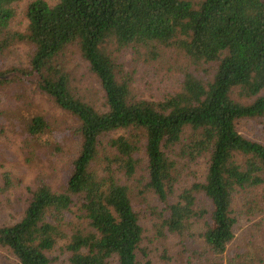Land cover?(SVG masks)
I'll return each mask as SVG.
<instances>
[{"label": "trees", "instance_id": "1", "mask_svg": "<svg viewBox=\"0 0 264 264\" xmlns=\"http://www.w3.org/2000/svg\"><path fill=\"white\" fill-rule=\"evenodd\" d=\"M18 1L0 0V54L28 43L29 67L0 76L34 75L42 91L77 117L80 148L58 191L39 180L22 217L0 226V246L13 264H51L49 252L60 241L66 258L58 264H151L140 257L143 227L130 185L140 168L146 189L162 204L154 213L157 230L183 243L204 219L207 264H224L243 219L250 225L231 264L255 263L264 252L256 234L264 207L255 192L264 188V0H32L23 32L11 27ZM68 47L98 78L104 110L71 85L62 61ZM124 50L134 56L133 69L118 60ZM137 63H159L169 73L177 65L178 87L159 100L140 97L133 88ZM15 80L21 78L0 85ZM241 119L258 121L259 138L238 132ZM51 129L40 114H29L32 139L43 142ZM176 145L182 158H204L206 166L202 181L172 198ZM237 155L245 157L242 164ZM3 179L8 186V173Z\"/></svg>", "mask_w": 264, "mask_h": 264}, {"label": "rangeland", "instance_id": "2", "mask_svg": "<svg viewBox=\"0 0 264 264\" xmlns=\"http://www.w3.org/2000/svg\"><path fill=\"white\" fill-rule=\"evenodd\" d=\"M32 0H19L15 3V16L11 22L14 30L23 32L26 29L24 10ZM54 4L57 0H45ZM198 2L199 0H192ZM32 46L25 42L13 44L4 54H0V70L25 69L29 67ZM133 57L129 51L118 54V60L126 64L128 70L133 69ZM63 64L70 74L71 85L78 94L91 103L97 110H104V92L98 78L89 70L86 61L80 57L75 47H68L62 54ZM135 71L134 91L142 98L159 100L171 92L179 83V67L169 73L164 65L159 63L145 65L137 63ZM132 65V66H131ZM171 65V64H169ZM17 72V71H14ZM15 76L21 80L0 85V226L17 222L23 214L31 192L39 180H44L53 190L58 191L71 171L73 158L80 148V137L77 132L79 121L76 116L62 109L54 99L42 91L35 82L34 75H24L19 72ZM25 79V80H23ZM244 100V99H241ZM40 114L51 126L49 138L44 135V141L39 142L27 135L26 122L31 112ZM238 132L246 138H259V123L253 119H241L236 123ZM123 132L111 133L117 136ZM180 145L173 148L176 155L169 156L175 168L174 181L170 196L176 197L193 183L202 181L205 172V159L188 162L182 158ZM245 157L236 156V162L242 164ZM8 173L10 184H4L3 174ZM144 171L140 168L131 178L134 208L140 213L144 239L141 246L145 247L140 255L151 264H207L209 257L201 237L204 219L194 222L192 235L181 243L175 235L156 228L154 213L162 210L157 195L146 189L143 181ZM260 203L264 207V188L257 191ZM201 194H198V204L204 206ZM159 213V212H158ZM241 226L231 245L223 254L224 264H231V257L238 252L234 250L240 244L241 234L250 222L240 221ZM243 230V231H242ZM264 242V226L256 230ZM60 241L49 252L51 264H58L66 258ZM232 255V256H230ZM244 259V258H242ZM12 253L0 246V264L14 263ZM244 264H250L243 260ZM234 262V261H233ZM236 264V263H235ZM253 264H264V252Z\"/></svg>", "mask_w": 264, "mask_h": 264}, {"label": "water", "instance_id": "3", "mask_svg": "<svg viewBox=\"0 0 264 264\" xmlns=\"http://www.w3.org/2000/svg\"><path fill=\"white\" fill-rule=\"evenodd\" d=\"M18 73L17 72H12V73H8L6 75H2L0 76V79H10L11 77L17 75ZM19 75V74H18Z\"/></svg>", "mask_w": 264, "mask_h": 264}]
</instances>
